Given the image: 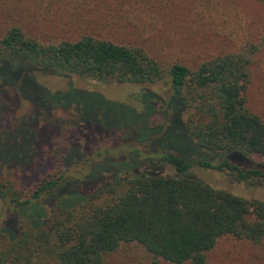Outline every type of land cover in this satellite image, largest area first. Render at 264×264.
<instances>
[{
    "label": "trees",
    "instance_id": "obj_1",
    "mask_svg": "<svg viewBox=\"0 0 264 264\" xmlns=\"http://www.w3.org/2000/svg\"><path fill=\"white\" fill-rule=\"evenodd\" d=\"M255 1L264 7V0ZM159 8L157 0H0V88L39 103L51 127L59 109L71 111L64 124L86 138L120 133L110 149L96 146L93 157L92 150L68 144L57 174L27 193L0 180V264H104L120 248L151 264H206L224 237L254 247L253 264H264V202L188 174L196 167L264 187V119L245 97L264 50V24L254 40L194 63L181 51L169 55L171 43L157 33L145 36L161 23L154 16ZM129 36L137 38L120 39ZM164 44L169 51L161 56ZM37 75L159 84L165 99L143 89L136 96L142 110L125 115L102 94L76 90L70 81L65 90H41ZM23 82L27 92L19 90ZM36 91L40 102L32 99ZM83 96L104 100L114 124L88 119ZM165 166L174 173L162 174Z\"/></svg>",
    "mask_w": 264,
    "mask_h": 264
},
{
    "label": "rangeland",
    "instance_id": "obj_2",
    "mask_svg": "<svg viewBox=\"0 0 264 264\" xmlns=\"http://www.w3.org/2000/svg\"><path fill=\"white\" fill-rule=\"evenodd\" d=\"M157 1L160 8L154 16H162V21L161 23L157 21V25L147 30L145 36L149 37L155 32L160 39L168 41V44L171 43L174 52L167 50L164 44L166 53L164 52L161 56L167 55V51L170 52L169 55H180L181 51L182 57H188L189 61L194 62L208 54L232 51L245 40H254L264 24V7L255 0ZM113 4L110 3L114 14ZM131 5L135 6L136 2ZM85 15L80 9L78 16ZM101 36H103L102 32ZM135 38L137 37H120L126 42ZM174 56L171 58H176ZM34 81L41 90L48 91L65 90L70 81L76 90L102 94L103 99L111 104L110 107H118V109L121 107L125 115L131 114L129 109L136 112L142 110V105L136 97L140 94L139 91L149 89L161 98L165 95V89L159 84L148 87L103 85L72 76L51 75H37ZM25 87L26 83L22 89L20 84L19 90L27 92ZM245 97L249 109L264 119V50L257 54L255 63L251 67ZM83 98H85L83 104L86 108H91L85 115L88 119L92 121L102 119L106 125L114 124L115 119L106 110L103 99L102 102L89 96H83ZM32 99L40 102L38 91ZM37 106L39 103L32 105L28 101L19 99L6 87L0 88V180L10 183L22 193H27L44 176L57 174L58 155L68 144L81 145L89 154L92 150L90 157H93L96 146L108 150L113 142L120 139L118 132L86 138L82 131L69 127L67 123L64 124L65 120H70L71 111L55 110L50 119L51 127L44 117L46 112L38 110ZM174 112V117L179 116V112L177 115L176 111ZM101 114L105 116L97 118ZM234 157L241 163L238 166L247 167L244 159ZM161 173L171 175L174 172L172 168L165 166L161 169ZM188 174L213 189L222 190L243 199L264 202V187H248L229 180L224 174L196 167L190 169ZM128 251L129 253H124V250L120 248L106 258L104 264H151L134 249L131 248ZM253 253L256 254L257 251L248 243L224 237L207 255L206 264H253L251 259Z\"/></svg>",
    "mask_w": 264,
    "mask_h": 264
}]
</instances>
